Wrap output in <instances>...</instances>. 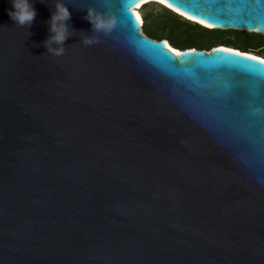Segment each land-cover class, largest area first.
<instances>
[{"label":"water","instance_id":"95a60500","mask_svg":"<svg viewBox=\"0 0 264 264\" xmlns=\"http://www.w3.org/2000/svg\"><path fill=\"white\" fill-rule=\"evenodd\" d=\"M160 1L264 33V0ZM65 3L75 34L54 56L53 0H34L30 36L0 0V264H264V65L221 46L138 54L118 3L85 46L87 8L109 5Z\"/></svg>","mask_w":264,"mask_h":264},{"label":"clouds","instance_id":"9594fccd","mask_svg":"<svg viewBox=\"0 0 264 264\" xmlns=\"http://www.w3.org/2000/svg\"><path fill=\"white\" fill-rule=\"evenodd\" d=\"M12 8L8 10V15L15 26L22 27L26 30L27 36L31 33L27 29L31 28L35 17L36 10L33 6L34 0H10ZM54 10L48 21L49 36L43 42V46L47 49V53L54 56L63 55L66 47L65 41L75 34V30L69 29L68 21L71 19L65 0H53ZM85 19L91 25V34L85 35L82 31L81 44L91 46L100 43L101 34L109 36L118 26V19L115 12L108 8L104 11L97 10L89 6ZM35 46V45H34Z\"/></svg>","mask_w":264,"mask_h":264},{"label":"trees","instance_id":"16d2710c","mask_svg":"<svg viewBox=\"0 0 264 264\" xmlns=\"http://www.w3.org/2000/svg\"><path fill=\"white\" fill-rule=\"evenodd\" d=\"M156 3V2H151ZM148 3L144 4L147 5ZM158 4V3H156ZM163 11L161 14L154 15L157 17L158 29L156 32H149L145 34L147 37L156 40H165L177 49L195 48L198 50L209 51L215 46H225L241 52L250 53L257 57L264 59V33H249L237 30H220V29H208L197 23H193L179 14L167 9L158 4ZM149 14V13H148ZM143 16V23L141 29L145 28L146 24L150 20L149 15ZM151 17V16H150ZM243 33L241 38L243 41L238 40V34H235L234 39L225 38V36L233 35L232 33ZM214 33H222L225 35L219 42L213 40H204ZM256 40V42H255ZM263 42V43H259Z\"/></svg>","mask_w":264,"mask_h":264},{"label":"snow or ice","instance_id":"6c2138e0","mask_svg":"<svg viewBox=\"0 0 264 264\" xmlns=\"http://www.w3.org/2000/svg\"><path fill=\"white\" fill-rule=\"evenodd\" d=\"M106 2L108 3L109 5V8H111L114 4L118 3L120 4L124 10L130 14L131 16V19L133 20L134 22V31H129L127 28L123 29V36L126 38V40L129 42V44H131L133 47H135L138 51V54L139 53H144V50L137 44V41H145L147 42L148 44L152 45V46H156V47H162V49L164 50L165 47H167V42H161L160 44H155L151 41H148L146 39H144L143 37H140L138 35V32H137V29H138V21L141 20V17L136 14L135 17H133V13L131 11H129L130 8H132V6L135 4L137 7L140 6L138 0H135V3L134 4H129L128 3V0H106ZM171 3H172V0H171ZM173 4V3H172ZM178 7V6H177ZM203 22V20L201 21ZM212 24H209V27H211ZM216 52H231L230 49H217ZM176 55L178 56H186L187 54H183V53H176ZM232 55L234 56H241L242 54L240 53H233ZM244 59L246 60H249V61H253L255 62L256 64L258 65H264V60H261L257 57H254V56H247V57H244ZM184 62L183 61H179L177 64H176V67L177 69L180 68V65L183 64ZM252 66H245L246 69H251ZM250 74V73H249Z\"/></svg>","mask_w":264,"mask_h":264},{"label":"rangeland","instance_id":"374dc122","mask_svg":"<svg viewBox=\"0 0 264 264\" xmlns=\"http://www.w3.org/2000/svg\"><path fill=\"white\" fill-rule=\"evenodd\" d=\"M161 11L162 12H165V11H163V9L158 5V4H156V3H152L151 4V2H148V4L147 5H143L142 7H141V9H140V13H141V15H142V17L144 16V15H147L148 13V15H149V18H150V20L148 21V23L146 24V26H145V28H143L142 29V32L144 33V34H149V32H156L157 31V29H158V24L159 23H157V17L156 16H154V15H157V14H161ZM154 14V15H152V14ZM151 16V17H150ZM233 35H228V36H225V35H223L222 33L220 34V33H214V34H212V35H209V37H207V38H205L204 40H213L214 42H219V40L222 38V37H224L225 36V38H231V39H234L235 37H233V36H235V34H238L239 35V38H236V39H238V40H241L242 38H241V35L243 34V33H236V32H234V33H232ZM241 41H243V39L241 40ZM255 42H256V40H255ZM260 44L261 43H263V42H259ZM210 51V50H209Z\"/></svg>","mask_w":264,"mask_h":264},{"label":"bare ground","instance_id":"6f19581e","mask_svg":"<svg viewBox=\"0 0 264 264\" xmlns=\"http://www.w3.org/2000/svg\"><path fill=\"white\" fill-rule=\"evenodd\" d=\"M151 1H155V2H157V3H159V4H161V5H165V6L169 7L170 9H173L172 7H170L169 5H167L166 3H164V2H162V1H160V0H141V1H138V2H139V4H140V6L142 7L144 4H146V3H148V2H151ZM134 3H135V2H134ZM134 3H133V4H134ZM141 4H143V5H141ZM140 6L137 7V6L134 4V5L132 6V10L134 11L135 14H138V15L141 17V20L139 21V23H140V25H142V23H143V17H142V15H141V13H140V9H141ZM173 10H174L176 13H178V14L184 16L185 18L189 19L190 21L198 22V23H200V24H202V25H204V26L209 27L208 25L204 24V23L201 22V21H198V20H196V19H194V18H192V17H189V16H187V15H185V14H183V13H181V12L175 10V9H173ZM167 45L170 46L172 49H174L175 52H177V50H179V49H177V48L172 47V46L169 44V42H167ZM221 47H225V46H222V45H221ZM225 48H228V47H225ZM231 49H232V48H231ZM262 59H263V58H262Z\"/></svg>","mask_w":264,"mask_h":264},{"label":"built area","instance_id":"2783aa9c","mask_svg":"<svg viewBox=\"0 0 264 264\" xmlns=\"http://www.w3.org/2000/svg\"><path fill=\"white\" fill-rule=\"evenodd\" d=\"M140 30L142 31V29H141V25H140ZM206 52H208V51H206Z\"/></svg>","mask_w":264,"mask_h":264},{"label":"flooded vegetation","instance_id":"af4514ba","mask_svg":"<svg viewBox=\"0 0 264 264\" xmlns=\"http://www.w3.org/2000/svg\"><path fill=\"white\" fill-rule=\"evenodd\" d=\"M183 18H185L184 16H182Z\"/></svg>","mask_w":264,"mask_h":264}]
</instances>
